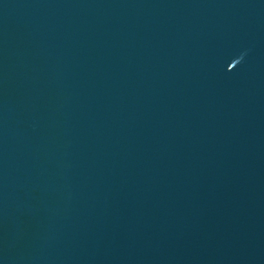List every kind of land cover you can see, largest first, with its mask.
<instances>
[{"label": "water", "instance_id": "water-1", "mask_svg": "<svg viewBox=\"0 0 264 264\" xmlns=\"http://www.w3.org/2000/svg\"><path fill=\"white\" fill-rule=\"evenodd\" d=\"M0 264H264V0H0Z\"/></svg>", "mask_w": 264, "mask_h": 264}]
</instances>
